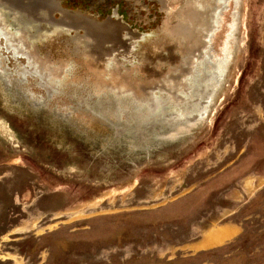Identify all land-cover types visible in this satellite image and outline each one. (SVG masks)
Listing matches in <instances>:
<instances>
[{
    "label": "rangeland",
    "instance_id": "rangeland-1",
    "mask_svg": "<svg viewBox=\"0 0 264 264\" xmlns=\"http://www.w3.org/2000/svg\"><path fill=\"white\" fill-rule=\"evenodd\" d=\"M238 13L210 96L154 131L79 100L114 95L97 91L98 77L140 83L155 77L135 67L175 69L150 60L170 33L121 34L129 51L100 69L72 54L81 31L28 36L35 61L59 69L45 81L19 47L29 32L0 17V264H264V0H240ZM221 229L230 233L208 242Z\"/></svg>",
    "mask_w": 264,
    "mask_h": 264
},
{
    "label": "water",
    "instance_id": "water-1",
    "mask_svg": "<svg viewBox=\"0 0 264 264\" xmlns=\"http://www.w3.org/2000/svg\"><path fill=\"white\" fill-rule=\"evenodd\" d=\"M34 6H36V3H32L31 0H0V17L11 16L12 18H17L23 26L22 32L24 30L28 32V25L34 24L38 19V10L37 12L36 10L33 11ZM60 12L63 13L61 10ZM50 15L52 17L53 14L50 13ZM69 15L73 16H68L66 19L64 17L58 20L53 19V22H72L77 24L74 28L84 30L83 35L77 33L74 36V46L71 50L72 54L79 58V61L92 63L96 65V69L102 68L101 64L107 60L115 61L120 65L119 57L129 51L130 45L123 41L120 35L114 33L110 23L82 18L80 14H77L75 17V13H69ZM192 21L201 24L203 23V17L200 16L199 18L197 16ZM1 22L0 28L2 29L5 24L3 21ZM197 27L198 25L192 31L187 27H180L176 32H171L172 38H176V40L165 46L157 58L150 59L152 63L157 60L165 63L169 61L171 66L173 63H176L175 69L173 67L155 69L151 68V65L135 67L134 69L147 73L149 78L155 77L154 81L146 80L140 83L131 79V77L123 78L124 82L116 80L115 83L106 82L104 79L98 77L95 79L97 91H104L106 89L115 90L114 95L106 100L101 95L96 94L94 99L81 98L79 103L90 108L92 114L103 118H107L106 114L111 109L113 111L122 110L125 113H129L135 119L136 125L134 126H141L145 131L159 130L162 124L166 123L170 126L174 125L175 120L179 117V111L176 109L183 108L191 114L199 111L201 107H196L199 105V102L197 104V100L208 97L209 90L206 85L217 79V73L213 71L212 73L202 72L198 75L195 74V59H199L203 55L198 44L200 43L198 42L200 27ZM26 37L27 35L23 36V42H26ZM190 43L193 44L190 46ZM30 63L31 66L39 65L41 71L35 70L33 72H39L45 81L51 75H57L59 70L51 67L47 61H41L40 59L37 62L32 60ZM170 70H176V74L173 75ZM119 73L120 68L117 66L112 71L114 80ZM120 83L126 85L125 89L119 87ZM47 89L51 93V89ZM157 91H164V96L155 94ZM133 103L135 104V108L130 109L134 105ZM104 108L109 112L106 111L104 113ZM130 129L132 130L130 131V135L132 137H139L140 139L143 131L141 133L140 130H135L132 127ZM114 131L117 136H124L125 133H128L126 128H120L119 126H116Z\"/></svg>",
    "mask_w": 264,
    "mask_h": 264
},
{
    "label": "flooded vegetation",
    "instance_id": "flooded-vegetation-1",
    "mask_svg": "<svg viewBox=\"0 0 264 264\" xmlns=\"http://www.w3.org/2000/svg\"><path fill=\"white\" fill-rule=\"evenodd\" d=\"M31 1L36 3L33 11L36 10L37 12L38 10V19L34 24L28 25L29 33L26 42H23V46H19L23 49L25 46L28 47V56L31 58L29 59L30 67H32L30 62L35 60L34 56L38 52L36 48L32 47V43L28 41L29 39H39L42 34L49 32L55 26L81 31L79 35L84 34V30L80 28L77 30L74 28L77 24L72 22H53V19L58 20L63 19V17L66 19L68 16H73L69 13H75V17L80 14L82 18L110 23L114 33L118 35L139 32L143 34L151 33L155 36L161 33H174L180 27H187L192 31L198 25L197 28L200 27L198 42L200 43H197L203 55H201V58L195 59V74L212 73L214 71L218 77L216 67L227 55L229 34L234 31L240 17L238 13L240 0H62L63 7L60 5L59 0ZM228 5L229 8L227 9ZM50 13L53 14L52 17ZM197 16L199 18L200 16L203 17V23L199 24V22L192 21ZM221 16L223 17L222 24H220ZM15 20L18 21L17 18ZM135 20H140L141 23L138 24ZM148 20L151 22L149 23ZM18 23L20 25L19 21ZM1 25L2 22L0 21V27ZM22 28L23 26L20 29L21 31ZM24 32L27 31L24 30ZM216 33L222 34L221 38L217 37V41L214 40L209 44L211 35H217ZM3 35L6 36V32H3ZM28 36H31V38L28 39ZM8 38L6 37L7 40ZM175 40L176 38L173 39V41ZM218 41L219 46L217 47ZM191 44L193 43H190V46ZM6 45L9 44L6 43ZM40 60L50 62V58L46 55L45 58H40ZM212 66L214 67L213 71H211ZM213 81L210 83H213Z\"/></svg>",
    "mask_w": 264,
    "mask_h": 264
},
{
    "label": "bare ground",
    "instance_id": "bare-ground-1",
    "mask_svg": "<svg viewBox=\"0 0 264 264\" xmlns=\"http://www.w3.org/2000/svg\"><path fill=\"white\" fill-rule=\"evenodd\" d=\"M2 20V19H0ZM230 230L228 229H221V230H217L215 233H213L208 242H212V241H215V240H219V239H222L224 238L225 236H227L230 232Z\"/></svg>",
    "mask_w": 264,
    "mask_h": 264
}]
</instances>
